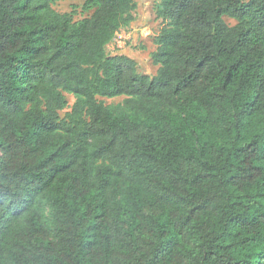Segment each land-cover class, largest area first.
<instances>
[{
    "label": "trees",
    "instance_id": "1",
    "mask_svg": "<svg viewBox=\"0 0 264 264\" xmlns=\"http://www.w3.org/2000/svg\"><path fill=\"white\" fill-rule=\"evenodd\" d=\"M58 1L0 0V264H264V0H160L153 77Z\"/></svg>",
    "mask_w": 264,
    "mask_h": 264
},
{
    "label": "rangeland",
    "instance_id": "2",
    "mask_svg": "<svg viewBox=\"0 0 264 264\" xmlns=\"http://www.w3.org/2000/svg\"><path fill=\"white\" fill-rule=\"evenodd\" d=\"M87 0H61L53 5V8L60 13L71 12L76 8L75 21H80L90 17L94 11L84 10ZM160 0H137V9L134 12L136 21L131 27L120 30L115 40L107 47L108 54H126L138 60V72L142 75L153 77L156 75L158 67L153 65L151 55L157 49L156 37L163 28L164 23L156 16V5ZM224 21L229 26L237 24L236 20L224 17ZM70 106L75 102L71 95H67ZM124 97L114 99L98 97V100L107 106L122 104ZM65 112H61V116Z\"/></svg>",
    "mask_w": 264,
    "mask_h": 264
}]
</instances>
